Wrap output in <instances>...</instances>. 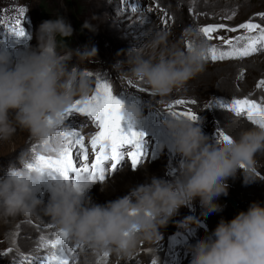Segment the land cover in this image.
<instances>
[{
    "label": "clouds",
    "instance_id": "9594fccd",
    "mask_svg": "<svg viewBox=\"0 0 264 264\" xmlns=\"http://www.w3.org/2000/svg\"><path fill=\"white\" fill-rule=\"evenodd\" d=\"M82 28L95 30L87 20ZM73 32L71 23L58 15L40 23L37 46L17 60L0 51V141L10 140L19 128L40 142L39 153L59 149L56 129L62 115L95 86L91 76L72 61L83 63L96 57L97 48H70L64 38ZM189 42L191 48L186 46ZM62 47L66 53L60 51ZM206 48L200 33L192 28L175 41L168 33L156 31L142 47L127 51L117 68L127 80L140 81L153 94L168 97L186 90L189 81L205 71ZM121 114L131 120L140 115L133 108H122ZM164 125L180 157L172 180L152 176L128 195L101 205L82 200L84 190L97 180L85 175L76 184L61 179L52 183L50 198L44 203L33 189L41 173L24 168L34 159L32 150L26 149L0 177V217L49 218L72 244L80 246L79 264H104L105 253L126 261L141 243L157 244L160 229L182 206L198 198L204 211L219 213L223 206L217 201L228 195L229 179L240 172L245 184L256 181L246 173L252 172L256 154L264 152V128L226 133L231 140L225 141L219 136L210 139L197 121L188 118L171 116ZM105 184L101 183V191L107 188ZM191 223L195 220L189 217L179 226L187 229ZM149 251L156 254L154 247ZM190 252V264H264V204L252 202L231 220L222 218L209 236L197 239Z\"/></svg>",
    "mask_w": 264,
    "mask_h": 264
},
{
    "label": "rangeland",
    "instance_id": "374dc122",
    "mask_svg": "<svg viewBox=\"0 0 264 264\" xmlns=\"http://www.w3.org/2000/svg\"><path fill=\"white\" fill-rule=\"evenodd\" d=\"M151 1L152 0H145L143 5L144 8L140 11L137 9V11L133 13L131 7L135 6L136 0H124L123 3H121V0H73V2L70 3L65 0H0V45L3 46L7 38H12L14 40H19L23 49L27 52L29 48H35L37 46L36 31L40 23L55 18L58 15H62L71 23L74 29L73 35L71 36L72 41L70 42V48L76 49L85 45L89 47L95 46L97 48L96 57H91L83 63L73 59L72 62L74 64L94 65V71L98 73L100 77L110 79L113 86V82H115L119 85L120 89L125 87L128 90L139 91L134 88L133 85L127 83V78L123 74V71L118 69L117 66L126 58L127 51L142 47L156 31L168 33L170 40L175 41L182 37L180 27L183 28L184 31L188 28L194 29L195 23L199 25L200 23L208 22H225L228 25L237 26L241 22L248 21L249 19H256L261 24H264V18L257 15L259 13H264V0H162L160 3L161 9H158L159 12L151 8ZM154 1L159 2V0ZM168 1H170V4L167 5ZM175 3L176 5H174ZM41 6H45L46 8L44 11L46 14V16H44L45 19L40 16V11L42 10ZM20 9H24L22 22L26 31V36L17 38L14 34L8 32L6 26L19 16ZM233 13H235L234 18H225L232 16ZM86 20L89 21L91 25L95 26L94 31L82 28ZM165 21H167V23H165ZM177 24L180 26L173 29ZM258 60L263 64L264 68V52H258L242 59L217 62L207 60L205 71L189 81L186 90L174 91L168 97L162 98L153 94L150 89L143 90L140 87H136L140 88V92L143 96L152 102L157 103L160 100L167 101L170 100L171 97L174 99L184 98L185 100L196 101L195 104L190 105L191 107L204 104L197 95H205L209 103L212 98L209 96L215 93L234 95L233 97H240L245 93L256 99L263 100L264 87L259 88V91L256 87L257 83L264 79V69L259 70L256 67ZM90 62H92V64ZM242 62L252 63L247 65L250 67L249 68L244 67ZM136 83L141 87L147 88V86L143 85L140 81H136ZM217 98V96H214L212 99L216 100ZM182 107H187V105ZM213 110V116L211 114V117H213L219 126L225 128L224 132L236 135L237 132L235 133L231 127L228 126L227 120H223L219 117L220 111L216 108H213ZM225 113L229 114L228 112ZM229 120L234 122L237 121V118L230 119L229 116ZM88 124L89 123H85L83 126L85 127L84 130L90 127ZM79 126L80 125H74L72 127L79 128ZM83 127H81V129ZM208 137L212 140L215 139L213 132H209ZM29 142L30 144H28ZM34 145L38 146L40 142L34 140L26 131L19 128L10 140L0 141V170L4 166H8L10 160L14 161V158L21 153V151L32 149ZM26 146L29 147L25 149ZM39 148L40 147H37L38 151ZM261 153L262 152L257 153L255 156L254 164L257 167L254 166V169L256 171L259 169L264 176V159L261 158V160L258 158ZM169 160V158H166L164 162L167 172L170 170L167 167ZM128 173L136 175L145 174L147 176L145 178H140L139 181L135 179L134 182H131L134 178L130 177L124 184H121L119 182L120 178L123 176L125 177ZM239 174L241 173L238 172L235 179H229V181L233 180L237 183L236 191L233 192L234 196H239V192L246 194L251 200V202L247 201L248 207L252 202L264 204V182L257 181V179L253 178L256 181L245 184L244 177L242 175L240 177ZM4 175L6 174L4 173ZM161 175V161L141 164L135 170H129L127 168L115 169V171L104 180L107 181V184L104 186L107 187L109 192H106L105 189L101 191V183H104V181L99 182L92 193L87 194L83 200L89 201L91 204H99V201H104V203L113 201L122 197V195L128 194L131 188L150 182V177L155 176L161 178ZM246 175L249 174L246 173ZM173 176V174H169L168 180L172 179ZM110 193L112 194L111 197ZM242 197L245 198L244 195ZM49 223L54 225V223L49 220L44 224V227H48L47 225ZM20 226L25 228L24 232H22ZM54 227L56 226L54 225ZM36 231L37 229L35 227L24 222L19 216L11 218L0 217V248L4 249L2 242L5 243L6 247L12 248L15 242L11 243L9 236H13L16 240L18 238V243L13 248L19 251L23 249L21 254L33 255L34 257L42 255L40 253L46 250L38 249V247H33L30 254L25 253L27 247L23 241L32 242L31 236ZM14 233L17 237L13 235ZM54 233L55 232L51 231V233L44 236L54 238ZM196 234L197 236L199 235L198 238H201L198 231ZM147 250L148 249H145L144 246H139L136 254H141L142 256H136L135 254L126 261L122 260V263L130 264L135 259L139 264H144ZM78 253L80 254L79 249ZM19 258L20 254L16 252H12L9 259H6V257L2 255L0 264H12L14 260H18ZM74 258L75 264H79L80 256L75 254ZM36 264H40V261L37 260ZM112 264H117V262H113Z\"/></svg>",
    "mask_w": 264,
    "mask_h": 264
},
{
    "label": "snow or ice",
    "instance_id": "6c2138e0",
    "mask_svg": "<svg viewBox=\"0 0 264 264\" xmlns=\"http://www.w3.org/2000/svg\"><path fill=\"white\" fill-rule=\"evenodd\" d=\"M123 2L124 0H121V3ZM131 11L135 13L137 8L132 6ZM234 15L235 13L225 18L232 19ZM257 15L264 18V13ZM23 16L24 9H20L19 16L6 26L8 32L17 38L26 36L22 22ZM222 30L227 33L240 32L241 34L216 35ZM197 31L207 44L204 57L212 62L242 59L258 52H264V24L257 23L253 19L232 27L224 23H211L200 26ZM214 41H219V43ZM186 46L191 48V42ZM85 74L92 75L90 72H85ZM127 83L143 90H149L131 80H127ZM256 87H264V79L260 80ZM195 103L194 100L175 99L164 108L173 117H184L197 121L198 115L190 107ZM186 105L189 107H182ZM220 106L229 109L237 116H246L253 125L264 128V103L244 97L232 99L230 103H221ZM122 108L121 100L114 95L112 84L98 75L94 91L85 98L76 99L62 115L61 123L56 129V136L60 138L59 149L45 155L37 151V147H40L41 144L34 145L31 149L34 159L24 165V168L30 172L39 171L41 174L45 170H51L58 173L63 179H71L74 184L84 175L103 182L106 173L115 171L117 165L125 157L135 170L145 156L143 134L137 133L131 128L128 132L124 131L121 126ZM69 117H84L94 124L96 131L86 137L78 127L66 126L65 121ZM218 136L225 141L231 140V137L224 131H218ZM109 161L112 162L111 166L106 169L105 164ZM47 226L54 227L52 223ZM79 247V245H73L70 242L66 233L57 229L54 238L40 236L38 249L46 250L43 255L34 257L20 254V258L14 260L12 264H36L37 260L40 261V264H75L73 253H76ZM11 251L12 249H8V252ZM108 257V254L105 253V259ZM0 258H2V254H0ZM152 264H156V261L153 260Z\"/></svg>",
    "mask_w": 264,
    "mask_h": 264
},
{
    "label": "bare ground",
    "instance_id": "6f19581e",
    "mask_svg": "<svg viewBox=\"0 0 264 264\" xmlns=\"http://www.w3.org/2000/svg\"><path fill=\"white\" fill-rule=\"evenodd\" d=\"M254 60V59H253ZM252 62H247V63H243L242 62V65L244 67H249L247 65H250ZM257 69L259 70H263V64L261 62H257V65H256ZM250 68V67H249ZM132 104H133V101H132ZM135 107V106H134ZM134 109H136L138 111V108L135 107ZM219 117L222 118L223 120H227V123H228V126L231 127V129L236 133H238L241 129H249V128H253L249 125H246V124H242V123H238V122H233L231 120H229V114L227 113H222L220 114L219 113ZM77 120H80V117L77 118ZM236 133V134H237ZM157 145L160 144L159 141L156 142ZM30 144V142L28 143ZM29 146H26V148H28ZM146 147V145H145ZM22 152V151H21ZM12 153V152H11ZM8 155V154H7ZM12 155V154H11ZM9 157V156H8ZM17 157V156H16ZM16 157L14 159H16ZM5 158V157H4ZM259 159H264V152H262L260 154V157H258ZM261 159V160H262ZM11 161V160H10ZM15 161V160H14ZM167 167L170 169L169 171L171 172V174H173L175 176V173H176V169L175 167L173 166L171 160L168 161L167 163ZM166 169V168H165ZM168 171V172H169ZM240 173V172H239ZM252 178H255L257 179V181H263L264 182V176L260 173V172H257L254 167L252 169V172L251 173H248ZM240 177L242 174H239ZM147 175L145 174H140V175H136V174H127L125 177H121L119 182L121 184H124L126 182L127 179H130V177L134 178L132 179L131 182H134L135 179L137 181L140 180V178H145ZM173 176V177H174ZM243 176V175H242ZM173 179V178H172ZM172 179H169V180H172ZM109 187V186H108ZM106 192H109L108 189L106 188L105 189ZM229 191V189H228ZM129 194V193H128ZM127 195V194H126ZM112 196V194L110 193V197ZM114 196V195H113ZM124 196V195H122ZM106 198V197H105ZM120 198V197H119ZM98 203V202H97ZM217 203H219L220 205L223 206V211L219 212V213H207L206 211H204L202 209V206L200 204V201L199 199L197 198L196 200H194L190 205L188 206H182L181 209L183 210L184 213L186 214H189L190 215V218H193L195 220V223L198 225V229H192L190 227V224L187 226L188 228L185 229L182 227V229L184 230V232L186 233V237L183 238L182 240H178V243H179V246L181 248H185L187 246H192L196 243L198 236H197V231L200 233V236L201 238H205L207 237V234H211V231H209L211 229V225L207 222V219L208 220H211L212 217L214 216L215 219L217 220V222L219 223V221L223 218L224 220H231L234 215L229 211V209L223 205L220 201H217ZM99 204H105L104 201H99ZM18 217V216H17ZM22 218V220L24 222H27L28 224H30L32 227H35L37 229L36 232H34V234L31 236L32 238V242L31 241H23V243L26 245L27 249H26V252L27 254H30L31 253V249L34 247H38L39 245V238L40 236H44L48 233H51L52 232H56L57 228L54 227V228H49V227H44V224L49 221L50 219L45 217V216H40V218H36V217H24V216H19ZM207 218V219H206ZM27 225V224H26ZM47 225V224H46ZM22 229V232H24L25 228L23 226H20ZM164 228V227H163ZM216 228V227H215ZM28 229V228H26ZM162 229V228H161ZM33 233V232H32ZM29 240V239H28ZM30 246V247H29ZM148 245L146 244L144 246L147 247ZM44 251L41 252L40 254L43 255ZM75 254L79 255L80 256V260H81V255L78 253V250L76 253H73V255L75 256ZM141 255V254H140ZM139 254H136V256H140ZM33 256V255H32ZM142 256V255H141ZM140 256V257H141ZM139 258V257H138ZM132 259V258H131ZM113 262H117V264H123L122 263V260H120L118 257H115V256H112V255H109V257L104 261V264H112ZM130 264H139L138 261H135V259L130 263Z\"/></svg>",
    "mask_w": 264,
    "mask_h": 264
},
{
    "label": "trees",
    "instance_id": "16d2710c",
    "mask_svg": "<svg viewBox=\"0 0 264 264\" xmlns=\"http://www.w3.org/2000/svg\"><path fill=\"white\" fill-rule=\"evenodd\" d=\"M66 2H68V3H70V2H73V0H65ZM41 8H42V15L43 16H46V14L44 13V11H45V6H41ZM66 40H67V38H64V42H66Z\"/></svg>",
    "mask_w": 264,
    "mask_h": 264
}]
</instances>
